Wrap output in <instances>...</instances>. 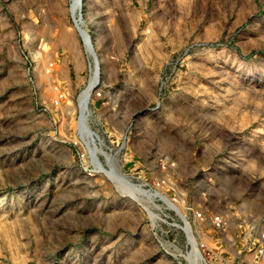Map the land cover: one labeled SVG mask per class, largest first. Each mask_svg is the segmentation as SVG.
Segmentation results:
<instances>
[{
    "label": "rangeland",
    "instance_id": "obj_1",
    "mask_svg": "<svg viewBox=\"0 0 264 264\" xmlns=\"http://www.w3.org/2000/svg\"><path fill=\"white\" fill-rule=\"evenodd\" d=\"M0 264H264V0H0Z\"/></svg>",
    "mask_w": 264,
    "mask_h": 264
},
{
    "label": "bare ground",
    "instance_id": "obj_2",
    "mask_svg": "<svg viewBox=\"0 0 264 264\" xmlns=\"http://www.w3.org/2000/svg\"><path fill=\"white\" fill-rule=\"evenodd\" d=\"M88 90H89V89H88ZM88 90L82 92V97L84 96V97H83L84 99H85V97H86V94H87ZM82 97H81V98H82ZM83 98H82V99H83Z\"/></svg>",
    "mask_w": 264,
    "mask_h": 264
}]
</instances>
